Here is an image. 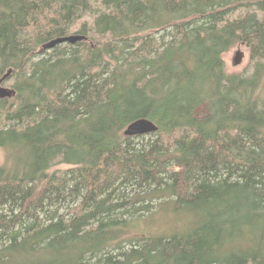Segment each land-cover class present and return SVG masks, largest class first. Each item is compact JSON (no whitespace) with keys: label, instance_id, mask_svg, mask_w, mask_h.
<instances>
[{"label":"trees","instance_id":"trees-1","mask_svg":"<svg viewBox=\"0 0 264 264\" xmlns=\"http://www.w3.org/2000/svg\"><path fill=\"white\" fill-rule=\"evenodd\" d=\"M8 72L0 264H264V0H0Z\"/></svg>","mask_w":264,"mask_h":264},{"label":"rangeland","instance_id":"rangeland-1","mask_svg":"<svg viewBox=\"0 0 264 264\" xmlns=\"http://www.w3.org/2000/svg\"><path fill=\"white\" fill-rule=\"evenodd\" d=\"M239 51L241 53V60L239 63H234V57L236 52ZM225 61V69L228 73H236L241 72L246 69L248 64V49L245 45L241 43H237L230 48L228 52L224 55ZM10 81L3 84V86L9 87ZM198 117L204 116V108H198L196 112ZM4 152L0 149V164L3 161ZM69 166L64 164H58L54 168L55 169H66ZM169 208V206H166ZM143 218V220H141ZM139 221L135 223L134 232L142 234L144 232L149 233H169L173 229V225L179 226L183 224L184 218L179 214H172L168 210H162V206L154 207L149 213H146L144 217H142Z\"/></svg>","mask_w":264,"mask_h":264},{"label":"water","instance_id":"water-1","mask_svg":"<svg viewBox=\"0 0 264 264\" xmlns=\"http://www.w3.org/2000/svg\"><path fill=\"white\" fill-rule=\"evenodd\" d=\"M84 39L85 36L77 34H70L67 36L58 37L44 43L41 47V50H49L52 49L54 46L62 43L74 44L75 42ZM240 57L241 53L237 51L234 57V63H239L241 60ZM8 74L9 72L0 78V98L11 97L13 95V91L11 90V88L3 86V82L8 76ZM156 130L157 126L152 121L146 118H139L127 124V126L123 129L122 133L125 136H135L152 133Z\"/></svg>","mask_w":264,"mask_h":264}]
</instances>
